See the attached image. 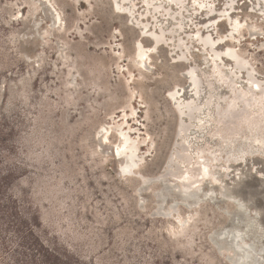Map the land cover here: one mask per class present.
Wrapping results in <instances>:
<instances>
[{"label":"rangeland","instance_id":"obj_1","mask_svg":"<svg viewBox=\"0 0 264 264\" xmlns=\"http://www.w3.org/2000/svg\"><path fill=\"white\" fill-rule=\"evenodd\" d=\"M263 102L264 0H0L8 189L83 264H264Z\"/></svg>","mask_w":264,"mask_h":264},{"label":"trees","instance_id":"obj_2","mask_svg":"<svg viewBox=\"0 0 264 264\" xmlns=\"http://www.w3.org/2000/svg\"><path fill=\"white\" fill-rule=\"evenodd\" d=\"M14 134V126L0 113V264H83L65 245L44 240L37 214L10 194L19 168L7 157Z\"/></svg>","mask_w":264,"mask_h":264},{"label":"water","instance_id":"obj_3","mask_svg":"<svg viewBox=\"0 0 264 264\" xmlns=\"http://www.w3.org/2000/svg\"><path fill=\"white\" fill-rule=\"evenodd\" d=\"M244 67V65H234V68L237 70V69H240V68H243ZM190 73V76H189V79H190V83L193 85V89L194 90H196L197 89V87H198V84H199V81H198V79L196 78V77H194L193 75H192V73H191V71L189 72ZM245 78H243L242 79V82L246 85V86H249L251 89H256V88H258V85H257V87H256V85L255 84H252V85H250V83H249V81H251V76H250V73L249 72H246L245 73ZM244 93H246V91L244 92ZM261 96V95H260ZM256 99H258V97L256 98ZM255 99V100H256ZM247 102H248V100H247ZM184 108H186V110H187V114L189 115V116H191V117H194V114H195V112L199 109V106H197V105H186V106H184ZM254 126H256V124H254ZM259 138V137H258ZM184 148H181V149H179V151H178V154L177 155H179V153L180 154H182L183 153V150ZM178 157V156H177ZM128 162H129V164H128V166L127 167H123V170L124 169H128V168H130L132 165H133V163H132V155H129V157H128ZM168 167H170V169H166V173H169V174H171V175H174V176H176L177 178H180L181 180H184L182 177H180V175H178L177 173H178V165H173V166H171V165H169ZM175 205H176V203H174L173 205H172V208L174 209V207H175ZM242 207H243V205L241 204V205H238V209H242ZM250 225H252L250 222H248V225H247V227L248 226H250ZM240 235V238H239V240L241 239V241H243V238H242V233H239ZM233 237L234 236H232V239H233ZM232 239H230V240H232ZM244 251V250H243ZM247 255H249V252L247 251V252H245Z\"/></svg>","mask_w":264,"mask_h":264},{"label":"bare ground","instance_id":"obj_4","mask_svg":"<svg viewBox=\"0 0 264 264\" xmlns=\"http://www.w3.org/2000/svg\"><path fill=\"white\" fill-rule=\"evenodd\" d=\"M234 26V25H233ZM204 41L206 42V43H210V40H209V38L208 37H204ZM138 44L139 43H137V49H136V55L137 56H140V57H142L144 54H145V52L142 50V49H140V47L138 46ZM154 45L156 46L157 45V40H155L154 41ZM227 55H232V52H231V50L228 48V49H226L225 51H224ZM235 65H243V61H241V60H239V59H237V58H235ZM249 83L250 84H255V81L254 80H251V81H249ZM191 84V83H190ZM192 85V84H191ZM192 87H193V85H192ZM263 104H264V102H263ZM183 128H184V126H182ZM182 127H181V129H182ZM259 141H261V139H259ZM127 142V138H124L123 140H122V143L124 144V143H126ZM130 147V146H129ZM131 149V148H130ZM129 149V150H130ZM248 150H251V147H248ZM231 152V151H230ZM241 152V154H239V155H243L244 153H245V150L243 149V150H241L240 151ZM132 153H133V151H132ZM233 153H230L229 155H231V156H234V155H232ZM129 155H131V154H129ZM115 157H117V158H120V153L118 152V151H116V153H115ZM133 159V158H132ZM127 165V164H126ZM128 170V169H127ZM126 170V171H127ZM189 175L187 174V172H185V173H181L180 174V177H182L183 179H188L187 177H188ZM205 176L204 175H201V178L199 179V178H196V179H194L192 182H198L199 180H202L203 178H204Z\"/></svg>","mask_w":264,"mask_h":264}]
</instances>
